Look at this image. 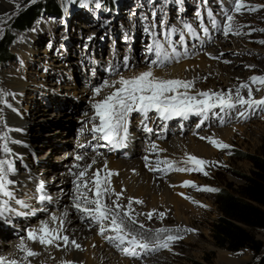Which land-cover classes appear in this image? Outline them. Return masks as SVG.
<instances>
[{"label":"rangeland","instance_id":"obj_1","mask_svg":"<svg viewBox=\"0 0 264 264\" xmlns=\"http://www.w3.org/2000/svg\"><path fill=\"white\" fill-rule=\"evenodd\" d=\"M44 1L20 0L19 5L6 13L0 21V37L14 13L27 4ZM59 1L63 3V16L42 11L29 30L17 33L14 37L15 42L11 46L13 56L0 61V99L6 101L0 102V137L6 138L0 140V160L12 156L11 151H3L5 144L9 149L13 144L5 127V114L8 110H14L13 112L23 114L27 118L30 132L28 145L32 150L30 156L34 162L39 163L35 168L37 174H42L43 162L46 159L48 163L58 162L56 157L66 149L77 146L73 139H70L74 137V133H69L65 127L59 128L56 124L60 123V120H64L63 123H74V131H79L82 125L84 127L85 122H78L77 116L91 112L90 107H86L90 105L91 100L90 95H85V89L95 92V89L105 82L113 83V78L125 74L133 77L150 69H153V72L161 70L168 73L173 66L203 55V49L196 52L194 48L200 49L199 43L210 38V34L223 36L228 15H232L233 20L232 31L227 37H239L246 41L251 49H232L233 52L224 50L215 57L219 68L230 66L237 76L233 75L231 81L226 80V71L223 76L211 79L207 86L212 88L202 91L212 92L210 89H214L215 92L228 93L231 90L233 100H236L234 98L237 89L240 95L242 91H247L246 98H249L248 89L241 87L243 84H248L250 88L253 85L264 88V85L253 83L251 79L256 76L264 77V43H261L264 41V0H240L246 7L239 13L235 11L234 0H112L111 6L108 5V0ZM252 8L255 10H250ZM156 44L163 45L160 55L162 60L169 58L163 61L162 65L152 64L153 60L160 58L155 55ZM150 47L152 52L149 51ZM174 53L180 57H175ZM16 78L27 83L22 93H17L18 91L9 84ZM229 83H233L232 86H229ZM252 98L264 99V96L258 98L252 92ZM229 110V120L226 123L223 121L220 128H236L229 142L222 140L231 147L217 149L213 162L203 166L207 175L198 171L186 173L192 175V181L199 187L217 189L227 183L234 187L244 185L245 180L239 176L249 174L253 165L247 159H240L239 155L264 152V107L249 108L237 105ZM189 117L191 118V115ZM195 118L189 123L188 129L193 126ZM132 123L136 125L137 121ZM60 131H63V136ZM51 132H55L56 136L52 141L59 142L55 146L60 149L55 152H52L51 142L44 138H48ZM169 134L166 138L172 136ZM64 142L69 144V147L58 146ZM106 145H103L104 148L108 147ZM91 151L96 149L85 147L82 150L86 154ZM67 156L68 154L64 158L67 159ZM116 158L132 160L137 159V156ZM59 161L62 162L61 159ZM14 167L21 174L27 169L25 164L22 168L15 163ZM116 176H119L118 172ZM111 184L110 186H113ZM57 186L52 190L48 189V193L50 190L56 192L59 189V185ZM188 189L193 192V195L190 193L187 196L192 198L188 199L189 202L199 208L197 213H191L190 227L195 230V239L187 241L183 238L170 244L168 249L155 250L151 256L154 258V264H223L219 257L220 250L229 253L241 252L240 261H244V264H258L264 260L263 227L249 228L261 242L259 250L242 247L233 251L219 246L212 230L213 222L221 214L216 203L217 191H198L191 186H188ZM199 199L202 202L197 203ZM63 205L64 203H60L59 209ZM43 215L44 213H41L39 217ZM3 216L4 214L0 215V226L7 232L13 230L11 223H4L7 217ZM159 220V217L154 219L157 223ZM176 221V218L172 217L168 225H174ZM93 223L94 228H97L98 225ZM109 231L110 229L106 233ZM98 232L100 233V229ZM11 238L2 237L1 242L4 244L11 241ZM140 252L142 251H138L136 260H148V257Z\"/></svg>","mask_w":264,"mask_h":264},{"label":"bare ground","instance_id":"obj_2","mask_svg":"<svg viewBox=\"0 0 264 264\" xmlns=\"http://www.w3.org/2000/svg\"><path fill=\"white\" fill-rule=\"evenodd\" d=\"M19 1L0 0V21L6 13L19 5ZM227 24L224 28L227 27ZM210 35H212L210 38L199 43L200 49L194 48L196 52L203 49V55L173 66L168 73L155 70V75L164 79H181L193 82V88L188 90L192 95L201 92L202 89L212 88L207 86L211 83V79L216 76H223L226 71H228L226 80L231 81L233 75L237 76L236 71L233 72L230 66L219 68L215 57H218L224 50H249L251 47L239 37L228 38L225 34L223 36ZM122 76L130 78L132 75L125 74ZM120 77L113 78L114 82L118 81ZM113 80L111 79V82ZM9 84L14 90L18 91L17 93H22V90L27 87V83L20 78L12 80ZM232 84L229 83V86H232ZM99 87L102 89L99 95L93 92L94 90H84L86 96L90 95V105L88 104L86 107H90L91 112L80 114L77 116V121L80 123L85 122L86 127L82 125L79 131H74V123H63L62 121L64 120H60V123L56 124L59 128L65 127L69 133H74V137L70 139H73L74 144L77 146L66 149L60 156L56 157L58 162L48 163L46 159L43 162L42 174H37L35 168L39 163L34 162V159L30 156L32 150L28 145L30 132L27 118L23 114L13 112L14 110L6 112V133L12 138L13 144L10 149L12 156L3 160L11 162L13 167L15 163L21 165L22 168L25 164L27 169L25 173L21 174L14 167V172L9 174V178L13 181L10 190L13 191L15 200L9 201V210L3 214L7 217L4 223H11L13 230L10 229L7 232L5 228L0 226V257H4L6 260H16L18 264H69V262L70 264H154V258L151 257L152 253L157 249H161L155 246L156 229L168 228L173 230L170 233L161 234L160 239H164L168 234L183 236L187 241L195 239L196 234L193 231H184V229H192L190 227L191 213L199 211L195 204L183 198V196H188L190 193L193 195L188 186H183L185 181H192L193 177L180 171L169 170L168 164L163 162L169 160L173 167L177 168L174 163L184 162L188 155H194L205 161L213 162L218 148L210 144L207 139L202 140L200 137L229 142L234 136L236 128L220 127L223 121L226 123L229 120L230 110L217 108L209 112L206 119L197 115L187 119L180 117L177 121H170V124L164 121L163 124H160L161 126H158L160 119L157 120L153 115L149 124L155 125L157 129L152 134L143 133L139 130L140 122L136 120V125L132 123L136 129L133 132L128 131L124 145L122 148L117 149L109 145L107 141L93 139L91 129L94 123H98V118L97 120H92L95 115L92 104L103 99L113 90L104 87V85ZM210 90L214 91V89ZM251 90L258 98L264 96V88L253 85ZM89 91L90 93H88ZM241 95L246 98L247 91H242ZM193 118L196 120L193 126L188 129V125ZM181 126L183 128H180ZM51 133L48 138H44L51 142L50 144L53 146L52 152H55L60 149L55 146L59 142L52 141L56 136L55 132L52 133L53 135ZM169 133L172 136L166 138ZM60 134L63 136V131H60ZM104 144H108L106 145L108 147L104 148ZM68 145L64 142L58 146L62 148ZM153 145H156L155 149ZM85 147L90 149L93 147L96 151L86 154V152H82ZM100 147L103 149H100ZM66 154H68L67 159L64 158ZM126 155L129 157L137 156V159L120 160L116 158ZM77 156H82L83 159L77 160ZM144 157H148V159L145 160ZM62 158L65 160H62ZM60 159L62 162L59 161ZM105 164L107 165V170L113 173L118 172L119 174V176L114 174L110 177L111 185L113 186L109 185V187L114 191L105 197V203L111 206L112 201L117 199L115 193H122L118 202L125 207L118 211H120V216L124 219L126 231H130L137 235L138 238H143L150 243L151 247L148 250L136 249L137 254L138 251H142L140 253L143 256H147L148 260L139 262L136 260L137 256L126 255L114 243H109L106 236L115 234L110 230L105 235H100L98 232L99 226L94 228V221L88 217V214L77 211L73 206L77 195L76 183L79 182L77 180L78 174L81 171H86L83 180L88 181L97 170H103ZM157 165L161 169L160 171L149 170L150 167L156 168ZM41 183L44 185L42 192L39 189ZM57 185H59V189L56 192H51L54 187H58ZM91 187L92 185L89 184L88 188ZM88 188H81L80 192L86 193L89 198H92L93 193L89 192ZM48 189H51L49 193ZM41 194L51 199L40 201L38 197ZM129 198H132L133 201L131 209L127 208ZM136 200L143 203H135ZM16 201H22L23 203H16ZM198 202H202V200L199 199ZM60 203H64L61 209L58 207ZM87 206L92 207V205ZM125 212H129L137 223L132 224L124 216ZM41 213H44V215L40 218ZM148 213H153L152 219L147 218ZM160 213H164V216L161 217ZM52 216H56L58 219L52 221ZM157 217L160 218L158 223L154 221ZM172 217L176 218L177 221L174 225H168V221ZM61 220H63L61 235L69 237L67 245L64 244L63 240L57 241L55 245L46 246L28 239V232L38 229L43 222H48L51 228H60ZM140 224H143L144 228H140ZM23 226L26 227L23 228ZM177 228L181 229V231L176 232L175 229ZM7 236L12 237L11 241L5 242L8 243V246L1 242V238ZM72 240H75L80 245V248H76L71 243ZM172 243H176V241L170 244ZM22 244L38 253V255L28 257L26 251L21 248ZM127 246L123 245L121 247ZM240 256L241 252L219 251V257L223 264H244V261H240Z\"/></svg>","mask_w":264,"mask_h":264},{"label":"snow or ice","instance_id":"obj_3","mask_svg":"<svg viewBox=\"0 0 264 264\" xmlns=\"http://www.w3.org/2000/svg\"><path fill=\"white\" fill-rule=\"evenodd\" d=\"M246 7L240 0H234V8L237 13L241 12V9ZM250 10H255L252 8ZM232 20L233 16H227V27L225 28L224 34L227 35L232 31ZM237 35L239 33H236ZM264 43V41H261ZM163 45L156 44L155 55L160 57ZM149 51L152 52L153 49L150 47ZM152 64L162 65L163 61L153 60ZM253 83H259L264 85V77L256 76L252 77ZM193 82L185 81L181 79H164L161 78L150 69L144 71L130 78H125L121 76L118 81L111 84L105 82L104 87L113 89L109 92L102 100H99L92 104V108L95 110V115L92 120H97L98 123H94L91 129L93 133V139L107 141L109 145L113 148H118L124 145L128 135V125L130 122V117L133 113L139 114L142 117V123L149 118V113L158 114L159 118L168 121L174 117H182L187 119L190 115L195 114L197 116H203L205 119L209 112L213 109H233L237 105L248 106L249 108L264 107V99L252 98V90L248 84H243L241 87L247 88L248 97L245 98L240 95L239 89L236 90V100H233V94L231 90L228 93L202 91L195 95L189 93V89L193 88ZM183 89V91H181ZM102 89L97 87L95 93L99 95ZM0 102L6 103V101L0 99ZM243 116L244 113H241ZM145 131L151 132V128L145 126ZM6 139L5 137H0V140ZM200 139H207L210 144L219 148L227 149L231 146L223 143L214 138L200 137ZM156 148V145H153ZM4 152H10L11 150L4 145ZM163 151V150H161ZM77 160L83 159L82 156H77ZM145 160L148 157H144ZM95 163V161H93ZM163 163L168 164L169 170L174 171H198L203 172L204 175L208 173L204 171V165L208 164L201 158L194 155H188L187 159L184 161L185 164H191L193 167L189 168H174L171 162L164 161ZM159 165V162H158ZM157 165L156 168H151L150 171H160L161 169ZM79 167V165H77ZM14 167L11 162L7 160H0V215L8 211L9 201L15 200L13 191L10 190V186L13 181L9 178V174L14 172ZM114 174L110 170H107V165L103 170H97L93 173L90 180L85 181L83 177L86 175V171H81L76 183L77 195L74 201V207L77 211L88 214V217L94 221L100 229V235H105V233L110 229L115 235H108L106 239L109 243H114L115 246L126 255L136 256V249L148 250L151 245L150 243L143 239L138 238L130 231H126L124 226V219L120 216V211L125 206L121 205L118 200L122 193H115L117 199L113 200L111 206L105 203V197L112 193L114 190L109 187L111 180L110 177ZM76 175V174H74ZM91 184L92 187L88 188ZM183 186H191L196 188L198 191H208L215 192L217 189L211 187H199L193 181H185ZM81 188H88V191L93 193L92 198H89L86 193L80 192ZM39 189L42 192L44 185L41 183ZM181 195H183L181 193ZM185 199H192L191 197H184ZM38 199L44 201L46 199H51L46 195H39ZM132 198H129V203L127 205L128 209L132 207ZM194 203L196 201L193 200ZM16 203H23L22 201H16ZM135 203H143L142 201L136 200ZM87 205H92L88 207ZM206 207L205 205H200ZM27 207V205H25ZM161 217L164 213H160ZM124 216L132 223L136 224L137 221L132 218L129 212H125ZM153 213H148L147 218L152 219ZM58 218L52 216L51 220L56 221ZM105 222H108L105 224ZM63 220H61L60 228H51L48 222H43L38 229L30 230L27 234L28 239L33 242H38L41 245H55L57 241L63 240L64 244L69 243V237L67 235H61L63 231L62 228ZM140 228H144L143 224L139 225ZM172 229L159 228L156 229V242L155 246L157 248L168 249L171 242L183 239V236L168 234L164 239H160V235L163 233H170ZM176 232L181 231V229H175ZM184 231H195L194 229H184ZM71 243L76 247L80 248V245L72 240ZM123 245H128L127 247H121ZM59 246V245H56ZM22 250L26 251L28 257L36 256L38 253L34 252L26 245H21ZM0 264H18L16 260H6L4 257H0ZM70 264V262H69Z\"/></svg>","mask_w":264,"mask_h":264},{"label":"trees","instance_id":"obj_4","mask_svg":"<svg viewBox=\"0 0 264 264\" xmlns=\"http://www.w3.org/2000/svg\"><path fill=\"white\" fill-rule=\"evenodd\" d=\"M107 2L109 6L112 5V0ZM63 8V3L59 0H45L27 4L14 13L0 37V61L13 56L11 46L15 42L14 37L17 33L29 30L42 11L62 16ZM239 158L249 160L253 167L249 174L239 176L245 180L244 185L234 187L227 183L217 188L216 203L221 214L212 224L213 236L219 246L233 251L242 247L259 250L261 242L255 238L249 228H264V152L242 153ZM195 264L201 263L195 262ZM258 264H264V260Z\"/></svg>","mask_w":264,"mask_h":264}]
</instances>
